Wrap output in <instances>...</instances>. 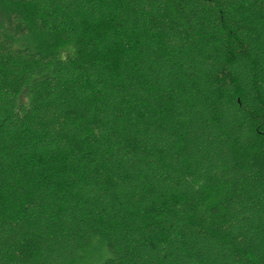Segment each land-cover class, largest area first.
I'll use <instances>...</instances> for the list:
<instances>
[{
    "label": "trees",
    "instance_id": "obj_1",
    "mask_svg": "<svg viewBox=\"0 0 264 264\" xmlns=\"http://www.w3.org/2000/svg\"><path fill=\"white\" fill-rule=\"evenodd\" d=\"M264 264V0H0V264Z\"/></svg>",
    "mask_w": 264,
    "mask_h": 264
},
{
    "label": "rangeland",
    "instance_id": "obj_2",
    "mask_svg": "<svg viewBox=\"0 0 264 264\" xmlns=\"http://www.w3.org/2000/svg\"><path fill=\"white\" fill-rule=\"evenodd\" d=\"M100 254V247L96 243V246L94 245L92 250L87 252L86 256L82 260V264H95V262L99 259Z\"/></svg>",
    "mask_w": 264,
    "mask_h": 264
}]
</instances>
